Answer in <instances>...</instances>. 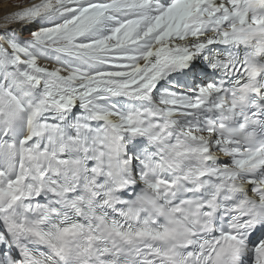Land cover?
I'll return each mask as SVG.
<instances>
[{
    "label": "snow or ice",
    "instance_id": "6c2138e0",
    "mask_svg": "<svg viewBox=\"0 0 264 264\" xmlns=\"http://www.w3.org/2000/svg\"><path fill=\"white\" fill-rule=\"evenodd\" d=\"M0 264H264V0L0 14Z\"/></svg>",
    "mask_w": 264,
    "mask_h": 264
},
{
    "label": "rangeland",
    "instance_id": "374dc122",
    "mask_svg": "<svg viewBox=\"0 0 264 264\" xmlns=\"http://www.w3.org/2000/svg\"><path fill=\"white\" fill-rule=\"evenodd\" d=\"M18 2H19V0H0V6H3V5L7 4L6 6L12 7L11 4H16Z\"/></svg>",
    "mask_w": 264,
    "mask_h": 264
},
{
    "label": "bare ground",
    "instance_id": "6f19581e",
    "mask_svg": "<svg viewBox=\"0 0 264 264\" xmlns=\"http://www.w3.org/2000/svg\"><path fill=\"white\" fill-rule=\"evenodd\" d=\"M6 5H7V4H6ZM6 5L0 6V14H3V12H4L5 10H8V9L11 8V7H8V6H6Z\"/></svg>",
    "mask_w": 264,
    "mask_h": 264
}]
</instances>
